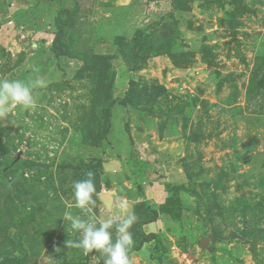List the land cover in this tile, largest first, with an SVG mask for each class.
Segmentation results:
<instances>
[{
    "label": "rangeland",
    "instance_id": "374dc122",
    "mask_svg": "<svg viewBox=\"0 0 264 264\" xmlns=\"http://www.w3.org/2000/svg\"><path fill=\"white\" fill-rule=\"evenodd\" d=\"M172 20L180 37L129 72L118 37ZM36 79L35 107L0 117V264H104L65 215L124 204L133 235L158 185L173 215L129 264H159L155 245L162 264H264V0H0V80ZM130 80L131 105L110 107ZM89 171L85 214L73 185Z\"/></svg>",
    "mask_w": 264,
    "mask_h": 264
},
{
    "label": "clouds",
    "instance_id": "9594fccd",
    "mask_svg": "<svg viewBox=\"0 0 264 264\" xmlns=\"http://www.w3.org/2000/svg\"><path fill=\"white\" fill-rule=\"evenodd\" d=\"M45 86L43 79H36L33 82L25 83L20 80H0V117L8 114L10 109L19 107L27 110L35 107L36 100L33 89ZM87 179L74 182L73 196L76 206L82 213H90V205H93V194L96 192L94 184V173H86ZM122 214L114 219L98 221L91 214L81 219L71 213L65 215V220L70 222L74 232L81 235L76 247L81 248L85 253L96 252L105 257L104 264H129L128 252L133 245V237L130 228L137 221L134 212L128 211L127 206L120 205ZM115 226L117 237L113 241L112 232Z\"/></svg>",
    "mask_w": 264,
    "mask_h": 264
},
{
    "label": "trees",
    "instance_id": "16d2710c",
    "mask_svg": "<svg viewBox=\"0 0 264 264\" xmlns=\"http://www.w3.org/2000/svg\"><path fill=\"white\" fill-rule=\"evenodd\" d=\"M149 3L157 2L161 0H146ZM173 6H176V3L173 2ZM180 37V30L176 21L172 20L169 22H160L159 24L150 25L145 30H137L135 34L132 36L130 40L125 37H118L117 47L120 53L121 59L123 60L126 68L131 73H136L142 69L145 57L143 56L144 52L150 49L149 46L152 45L154 41H156V49L158 52L165 53L166 40L177 39ZM158 38V39H157ZM173 42L169 45L173 46ZM52 52L56 58L66 56L71 57V55L63 48L59 47V43L57 39L54 40ZM136 82L134 80L129 81V88L126 92V95L120 99H113L110 102V107L114 105L119 106H128L131 105V92L133 91L134 85ZM110 128V122L107 123L106 133ZM126 131L129 133V128H126ZM105 133V135H106ZM98 165L102 166L98 161ZM139 189V186H138ZM175 199L172 196H168L165 201L161 205L152 206L150 204L147 205L148 215L146 218L135 228V231L132 235L133 237V245L130 247L131 252H139L146 244H150L156 241L157 236L153 232H146L145 226L155 223L159 220L162 214H166L169 216L173 215L172 207L175 204ZM145 204V202H143ZM157 253V245L152 248L150 259L153 261H157L159 264H162V256L156 254Z\"/></svg>",
    "mask_w": 264,
    "mask_h": 264
},
{
    "label": "crops",
    "instance_id": "0c3cea01",
    "mask_svg": "<svg viewBox=\"0 0 264 264\" xmlns=\"http://www.w3.org/2000/svg\"><path fill=\"white\" fill-rule=\"evenodd\" d=\"M164 189L165 186L158 185L157 188L154 187L153 192H149V197H147V200H152L155 205H161L168 197V192H165Z\"/></svg>",
    "mask_w": 264,
    "mask_h": 264
},
{
    "label": "water",
    "instance_id": "95a60500",
    "mask_svg": "<svg viewBox=\"0 0 264 264\" xmlns=\"http://www.w3.org/2000/svg\"><path fill=\"white\" fill-rule=\"evenodd\" d=\"M102 200H104L105 202H111V197L108 194H103L101 196Z\"/></svg>",
    "mask_w": 264,
    "mask_h": 264
}]
</instances>
